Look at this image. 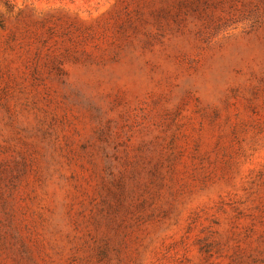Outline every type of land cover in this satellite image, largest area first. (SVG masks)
<instances>
[{
  "label": "rangeland",
  "instance_id": "1",
  "mask_svg": "<svg viewBox=\"0 0 264 264\" xmlns=\"http://www.w3.org/2000/svg\"><path fill=\"white\" fill-rule=\"evenodd\" d=\"M0 264H264V0H0Z\"/></svg>",
  "mask_w": 264,
  "mask_h": 264
}]
</instances>
